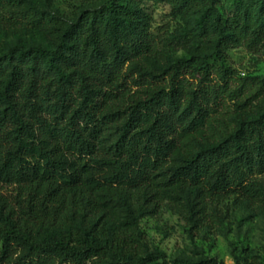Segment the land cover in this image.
Returning <instances> with one entry per match:
<instances>
[{
  "label": "trees",
  "instance_id": "trees-1",
  "mask_svg": "<svg viewBox=\"0 0 264 264\" xmlns=\"http://www.w3.org/2000/svg\"><path fill=\"white\" fill-rule=\"evenodd\" d=\"M84 1L95 8L69 20L0 0V34L48 44L0 51V185L17 192L0 198V264H168L143 251L135 201L153 215L188 190L197 225L231 197L264 210V80L227 63L263 50L264 0H233L230 17L220 0H171L210 53L146 69L163 41L144 0ZM97 215L114 224L86 222Z\"/></svg>",
  "mask_w": 264,
  "mask_h": 264
},
{
  "label": "rangeland",
  "instance_id": "rangeland-1",
  "mask_svg": "<svg viewBox=\"0 0 264 264\" xmlns=\"http://www.w3.org/2000/svg\"><path fill=\"white\" fill-rule=\"evenodd\" d=\"M38 9L49 11L73 20L82 10L95 8L84 0H29ZM151 18V30L162 39L151 60L143 61L140 68L161 67L171 61L192 56L203 57L209 48L194 35V24L174 10L171 0H144L139 6ZM216 10L223 17H230L235 5L233 0H220ZM46 47L45 36L40 31L29 33L0 34V51L14 45ZM227 63L235 73V78L253 86L264 80V48L252 53L243 47L227 53ZM17 195L13 187L0 185V198L13 203ZM197 194L188 190L181 195L185 208L165 206L157 214H148L143 201H135L141 210V245L146 254L158 253L168 264L184 261L196 264H253L246 255L264 260V210L249 207L231 197L207 212L204 220L197 225V215L193 209ZM90 224L100 223L111 226L114 221L105 215L89 218ZM63 227L41 228L39 236L54 235Z\"/></svg>",
  "mask_w": 264,
  "mask_h": 264
}]
</instances>
